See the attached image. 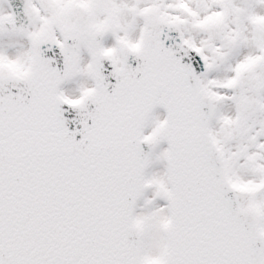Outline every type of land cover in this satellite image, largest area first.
<instances>
[{
  "label": "snow or ice",
  "instance_id": "6c2138e0",
  "mask_svg": "<svg viewBox=\"0 0 264 264\" xmlns=\"http://www.w3.org/2000/svg\"><path fill=\"white\" fill-rule=\"evenodd\" d=\"M0 264H264V0H0Z\"/></svg>",
  "mask_w": 264,
  "mask_h": 264
}]
</instances>
